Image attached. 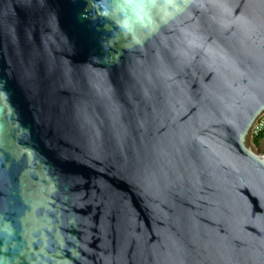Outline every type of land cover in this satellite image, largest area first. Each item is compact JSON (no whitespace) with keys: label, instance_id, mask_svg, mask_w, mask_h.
Listing matches in <instances>:
<instances>
[{"label":"water","instance_id":"water-1","mask_svg":"<svg viewBox=\"0 0 264 264\" xmlns=\"http://www.w3.org/2000/svg\"><path fill=\"white\" fill-rule=\"evenodd\" d=\"M264 0H0V264H264Z\"/></svg>","mask_w":264,"mask_h":264},{"label":"built area","instance_id":"built-area-1","mask_svg":"<svg viewBox=\"0 0 264 264\" xmlns=\"http://www.w3.org/2000/svg\"><path fill=\"white\" fill-rule=\"evenodd\" d=\"M263 136L264 137V115L258 119L253 126V138Z\"/></svg>","mask_w":264,"mask_h":264},{"label":"rangeland","instance_id":"rangeland-1","mask_svg":"<svg viewBox=\"0 0 264 264\" xmlns=\"http://www.w3.org/2000/svg\"><path fill=\"white\" fill-rule=\"evenodd\" d=\"M257 148L260 152L264 153V137L260 140H257Z\"/></svg>","mask_w":264,"mask_h":264},{"label":"trees","instance_id":"trees-1","mask_svg":"<svg viewBox=\"0 0 264 264\" xmlns=\"http://www.w3.org/2000/svg\"><path fill=\"white\" fill-rule=\"evenodd\" d=\"M263 138V136H259V137H255L253 140H254V143L255 144H257V140H260V139H262Z\"/></svg>","mask_w":264,"mask_h":264}]
</instances>
